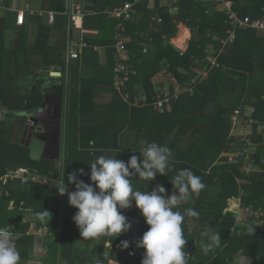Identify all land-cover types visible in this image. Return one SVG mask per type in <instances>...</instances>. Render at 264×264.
Masks as SVG:
<instances>
[{
  "label": "trees",
  "instance_id": "obj_1",
  "mask_svg": "<svg viewBox=\"0 0 264 264\" xmlns=\"http://www.w3.org/2000/svg\"><path fill=\"white\" fill-rule=\"evenodd\" d=\"M11 1L20 3L1 0L2 7ZM39 1L41 9L55 13L54 23L34 18L39 29L34 43L28 39L29 16L18 28L15 42L22 46V62L30 82L24 76L22 91H17L10 89L9 80L1 79L0 104L4 114L5 110L39 113L50 97L55 108L62 107L61 118L51 117L58 124L52 126H56L59 140L54 144L44 139L45 151L33 156L30 146L21 140L17 143L12 136L20 119L8 120V125L10 121L12 124L9 139L3 114L0 178L10 170L27 167L54 179L65 172L68 184L69 173L82 168L90 174L89 163L100 155H117L127 162L133 154L142 159L141 141L167 145L173 152L168 175L157 174L151 182L137 176L132 184L142 192L163 185L171 195V178L179 170L188 168L201 177L205 188L178 206L181 212L192 208L200 214L198 218L186 217L183 223L188 238L185 251L191 254L188 264H264V223L256 226L254 217L246 213L241 224L235 209L240 198L242 205L264 212V170L247 171L246 155L236 156L251 151L250 160L261 163L264 169V29L232 24L221 8L222 2L229 0H154L153 6L151 0H139L136 15L124 21V35L130 40L120 57L115 48L118 22L108 11L135 0H80L84 16L67 12L66 0ZM230 1L240 16L264 21V0ZM154 16L161 22H153ZM77 21L83 31L78 41H85L87 46L70 61L67 77L51 78L49 66L66 68L67 46L77 37ZM181 23L192 30L185 50L171 41ZM53 30L55 44L50 40ZM0 40L3 47L1 30ZM99 47L105 51L104 63L96 50ZM3 53L8 67L17 66L16 48L10 51L8 47ZM119 64L126 68L117 73ZM205 69L209 70L208 78L194 79ZM176 85L191 86L193 92H183L170 104L158 107L165 86L172 94ZM102 91L111 93L109 101L98 99L105 94ZM246 107L252 109L250 114H245ZM236 110L241 116L237 126L231 119ZM63 120L65 124L59 126ZM130 134L133 138L128 139ZM79 178L92 183L89 175ZM51 184L33 181L23 185L21 180L8 178L0 183V227L6 226L17 235L20 264H141L145 249L136 242L150 226L135 202L121 210L132 230L115 239L85 240L72 219L78 209L69 204L67 194H58ZM69 187L76 190L74 184ZM45 209L49 212L41 219L38 214ZM29 215H34V220L27 218ZM205 230L221 237L219 246L207 253L199 247ZM40 231L44 235L36 234ZM123 240L129 241L127 249L121 245ZM35 245L46 249L39 263L29 262L32 257L27 256Z\"/></svg>",
  "mask_w": 264,
  "mask_h": 264
},
{
  "label": "clouds",
  "instance_id": "obj_2",
  "mask_svg": "<svg viewBox=\"0 0 264 264\" xmlns=\"http://www.w3.org/2000/svg\"><path fill=\"white\" fill-rule=\"evenodd\" d=\"M140 156L133 154L127 162L115 157L98 156L90 162V174L84 169L68 174V184L64 175L54 185L58 194H67L69 204L78 211L72 217L85 240L101 237L120 236L131 228V222L121 210L128 209L135 202L150 227L136 242L145 249L141 264H188L191 254L185 251L186 238L183 223L186 217H199V212L187 208L179 210L182 203H188L190 197L198 196L205 184L201 177L188 168L181 169L171 178L173 192L167 194L163 185L152 191L135 190L132 178L153 181L157 174L168 175L172 149L157 142L141 141ZM134 153L136 151H133ZM89 175L92 183H86L80 176ZM69 184H74L72 191ZM178 190V192L176 191ZM49 212L39 213L41 219ZM249 231H253L249 228ZM17 235L6 226L0 227V264H20L21 256L15 246ZM220 235L205 230L201 233L199 247L205 252L220 244ZM196 243V238H195ZM123 248L129 247V241H121Z\"/></svg>",
  "mask_w": 264,
  "mask_h": 264
},
{
  "label": "built area",
  "instance_id": "obj_3",
  "mask_svg": "<svg viewBox=\"0 0 264 264\" xmlns=\"http://www.w3.org/2000/svg\"><path fill=\"white\" fill-rule=\"evenodd\" d=\"M178 1V0H176ZM217 2H221L223 0H216ZM80 0H66L67 4V12L76 15V16H84V12L79 4ZM139 2V0H135L134 2H129L125 3L124 5L118 6L114 8L113 10H109L108 12L111 14V16L115 19H117L118 26H117V34L115 35V39L117 40L115 48L117 50V53L122 57L124 55V51L126 49V42L130 40V36L124 35V32L126 30V26L124 21L130 20L133 18L134 14L136 15L137 8L136 4ZM233 2L232 1H224L222 2V10L227 12L229 14V19L230 22L236 26L240 27H252V28H257V29H264V21L257 19V20H252L249 16L242 17L238 13H236L232 9ZM2 7V3L0 0V8ZM49 17L51 22H54L55 20V13L50 11L49 12ZM25 21V13L23 11H19L17 13V23L19 25L24 24ZM153 22L160 23L161 19L158 18L157 16H154L152 18ZM231 40L234 38V33L231 34L230 36ZM70 44L67 46V54H66V68H65V74L66 77L69 74V63L72 59L78 58L81 53L83 52V49L85 46H87V43L83 40L78 41V40H72L69 42ZM176 45V44H175ZM181 50H184L181 46H178ZM207 59L212 60L213 58L208 57ZM216 60H212V64H215ZM124 68L125 65L119 64L118 67L116 68V72H120L125 70ZM209 76V70H204L201 74L197 75L194 77V79H199L204 80L208 78ZM118 77V75H117ZM128 76L126 75L124 77V80L127 79ZM195 81V80H193ZM185 85V84H184ZM193 92V87L191 86H185L182 87L181 85H176L174 92L171 94L170 91L167 89V86L163 89L162 92V97L159 98V101H157L158 107H163L165 104H170L171 99H178L179 95L183 92ZM146 99V96H142V100ZM137 103V102H136ZM232 122L234 125H239V122L241 120L240 116V110H236L235 114L231 117ZM2 122H3V112L1 110V104H0V130L2 129ZM250 144V143H249ZM251 146V144H250ZM246 155V161H245V169L247 171L250 170H260L263 171L262 166L260 165L261 163L255 162L253 160H250L251 157V151L249 152L248 150L244 151L243 153H237V155ZM264 162V161H262ZM6 178L10 180H21L23 184H27L28 182H33V181H39L41 180L42 183L48 184L50 182L49 177H44V176H39L38 174L31 172V170L27 167H19L15 170H10L6 176H3L0 178V183L1 181L5 180ZM235 209L236 213L238 214V221L239 223L243 224L244 223V215L246 213L249 214L250 217H254V222L256 226H260L264 223V212H259L253 209L252 206H244L242 205V201L239 198L235 202ZM234 231V230H233ZM39 235H42V233L38 232Z\"/></svg>",
  "mask_w": 264,
  "mask_h": 264
},
{
  "label": "crops",
  "instance_id": "obj_4",
  "mask_svg": "<svg viewBox=\"0 0 264 264\" xmlns=\"http://www.w3.org/2000/svg\"><path fill=\"white\" fill-rule=\"evenodd\" d=\"M33 1V0H32ZM30 0H28L25 5L20 2V3H16L14 1H11L10 4H3V7L0 8V30L3 31L4 33V46L2 47V45H0V66L2 65H6L8 66V64H6L8 61H7V58L5 56V54L3 53V51L7 52L8 51V47H9V50L11 51L14 48H16V52H17V55L15 56V64L18 65V63L20 61H22V56H23V49H22V46H17L15 40H16V33H17V30L20 26H23L26 24V21H27V16H29L28 18V23H27V31H28V39H29V42L30 43H34L37 35H38V24H37V21L34 20V18L36 17H41L42 20H43V23L45 24H50L52 25L54 22H51L50 20V17H49V12H46L44 11L43 9L40 8V1H35V2H32ZM19 11H23L25 13V21H24V24L22 25H19L17 23V13ZM78 22V21H77ZM81 22L79 21L78 24L76 25V31L75 34L76 36H79L81 38V35L83 33L82 29H81ZM183 25V27H185L186 25L181 23L179 24V32L177 34V36H181L182 35V29L181 26ZM186 28H188L189 30V37L187 36L186 37V46H187V43L189 44V40L192 36V30L186 26ZM55 35H56V31L53 30V33H52V37L50 38L51 40V43L52 44H55ZM176 36V37H177ZM172 38V43L173 40L176 38ZM0 43H1V40H0ZM176 44V45H175ZM175 46H180L178 43H174ZM188 47V46H187ZM98 52H99V56H100V60L102 63L105 62L106 60V55H105V51L104 49L100 48L99 49H96ZM2 64V65H1ZM55 66H59V65H52V66H49V75L51 78H61L63 75L66 76L65 74V70H63L62 66H61V76L57 77V76H51V73L52 72H57L54 67ZM0 80H1V77H0ZM23 79H18L17 77L13 80L14 83H12L9 87L10 89H13L15 88L17 91H22V86L20 85V88H18V84H20L22 82ZM67 81H69L68 79H66ZM20 89V90H19ZM25 90L28 89V86L26 88H24ZM24 92V90H23ZM102 93H105L104 95H108L109 92L108 91H102ZM99 100L101 101V97L98 96ZM54 105H53V100L50 98V97H47L44 102L42 103V106H41V111L39 113H27L29 115V118H27V120H20L19 121V124L17 125L16 127V130L13 132V138H17V139H21L20 138V135L22 134L23 132V136H22V143L23 144H26L27 146H29L31 144L28 145V140L25 139V135H26V129L28 126H35V128L37 127H41L42 129L41 130H36L35 129V132H34V136H37L41 141H43L44 139H48L49 142L52 141V135L55 133L54 132V129L56 126H52V123H55L54 120H51V117L54 118L56 117V115H59L61 116L62 113H61V108L62 107H57L55 108ZM54 113V116H51V114ZM58 113V114H57ZM37 114V115H35ZM46 118V120H45ZM61 118V117H60ZM56 125H58L57 123H55ZM62 124L64 125L65 124V120H63V123L61 122V125L59 126H62ZM21 127H23V131L21 129ZM41 135V136H39ZM26 140V142H25ZM44 143V141H43ZM45 145V143H44ZM42 148V147H41ZM50 178V177H49ZM50 182L49 183H53L51 184L53 187L54 185L58 182L57 179L55 178H50ZM36 182H41V180L39 181H36ZM29 183V182H28ZM27 183V184H28ZM42 183V182H41ZM48 183V184H49ZM23 184V183H22ZM44 184V183H42ZM24 185V184H23ZM47 185V184H46ZM27 218H30V220H34V215H29L27 216ZM16 244V243H15ZM36 247L34 246V252H30L28 253L27 256L30 255V258H34L36 257ZM31 258V259H32ZM29 262H32V261H29ZM33 263V262H32Z\"/></svg>",
  "mask_w": 264,
  "mask_h": 264
},
{
  "label": "rangeland",
  "instance_id": "obj_5",
  "mask_svg": "<svg viewBox=\"0 0 264 264\" xmlns=\"http://www.w3.org/2000/svg\"><path fill=\"white\" fill-rule=\"evenodd\" d=\"M30 1H32V0H30ZM35 1H38V0H33L32 2H35ZM20 2H22L24 5H25V3L27 2L26 0H20ZM154 5V0H151V6H153ZM186 27V26H185ZM182 28H183V25H182ZM189 36V35H188ZM79 38V36H77V37H75V39H77V40H79L78 39ZM180 38V36H177L174 40H173V42H175V43H177V40ZM177 39V40H176ZM187 40L185 39L184 40V44L182 45V44H179L184 50L187 48V46L185 45V42H186ZM0 76H1V79L2 80H9L10 81V83H14L13 82V80L16 78V77H19L20 79H22L24 76L26 77L25 79H26V81H29V78L27 79V76H29V74H25V70H24V62H22V61H20L19 63H18V65L17 66H15L14 68H11V67H8V66H6V65H2L1 67H0ZM30 82V81H29ZM29 82H27V83H29ZM29 86V85H28ZM18 88H20V84H18ZM1 89V88H0ZM1 93V92H0ZM101 97V101H109L110 100V98H111V93H109L108 95H101L100 96ZM5 114H4V112H3V114H4V118L6 119V123H5V127H6V135L9 137V139H12L10 136H9V134H8V131L11 129V121H10V123H9V125H8V120L10 119V118H16V119H20V120H24V117L27 119V118H29V115L28 114H25L24 112H22V111H19V110H17V111H13L12 113L10 112V111H6L5 110ZM252 112V109L250 108V107H246V110H245V114L247 115V114H250ZM45 120H46V118H45ZM17 126V124L15 123L14 124V127H16ZM14 127H13V129H14ZM21 129H22V131H23V127H21ZM241 132H243V130L241 129L240 130ZM54 134L52 135V141L51 142H53L54 144H56L57 142H58V140H59V138H58V131H57V129L55 128L54 129ZM63 128L61 129V135L63 134ZM5 133V132H4ZM22 136H23V132H22V134L20 135V140H22ZM39 136H41V135H39ZM131 138H133V135H129V138L128 139H131ZM15 141L17 142V143H19V139H17V138H15ZM21 142V141H20ZM30 142H31V144L29 145L30 146V149H31V154L33 155V156H36V157H38V156H40V155H42L43 154V152L45 151L44 150V144H43V142L37 137V136H35V137H33V138H31L30 139ZM45 146H46V144H45ZM42 147V148H41ZM212 191H214V190H212ZM60 208H61V206H60ZM190 223H192V221H190ZM193 226H194V224H191L190 225V228H191V230H193ZM131 230L133 229V227H131L130 228ZM40 233H42V235H44L43 234V232L42 231H40ZM36 234H39L38 232H36ZM198 240H199V238H198ZM35 247H36V252H35V254H36V257H34V258H32V259H30L33 263H39L42 259H43V256H45L46 255V249H44L41 245H35ZM29 260V261H30ZM247 264V263H246Z\"/></svg>",
  "mask_w": 264,
  "mask_h": 264
},
{
  "label": "water",
  "instance_id": "obj_6",
  "mask_svg": "<svg viewBox=\"0 0 264 264\" xmlns=\"http://www.w3.org/2000/svg\"><path fill=\"white\" fill-rule=\"evenodd\" d=\"M188 45H189V44L187 43V46H188ZM54 69H55L57 72H52V73H51V76H57V77L61 76V72H60V70H61V66H55ZM59 118H60V115H59ZM35 129L38 131V130H41L42 128H41V127H37V128H35V126H31V125H30V126H28L27 129H26L25 139L28 140V143H27L28 145L30 144V139L33 138V136H34Z\"/></svg>",
  "mask_w": 264,
  "mask_h": 264
},
{
  "label": "bare ground",
  "instance_id": "obj_7",
  "mask_svg": "<svg viewBox=\"0 0 264 264\" xmlns=\"http://www.w3.org/2000/svg\"><path fill=\"white\" fill-rule=\"evenodd\" d=\"M181 28H182V26H181ZM189 35V30H188V28H186V27H183V29H182V35L180 36V38L177 40V43H179V44H184V40L186 39V37ZM189 37V36H188ZM175 43V42H174ZM186 44V43H185Z\"/></svg>",
  "mask_w": 264,
  "mask_h": 264
}]
</instances>
